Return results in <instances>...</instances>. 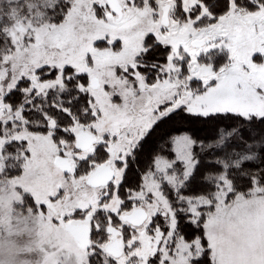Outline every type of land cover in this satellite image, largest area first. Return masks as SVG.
Returning <instances> with one entry per match:
<instances>
[{
    "label": "snow or ice",
    "instance_id": "snow-or-ice-1",
    "mask_svg": "<svg viewBox=\"0 0 264 264\" xmlns=\"http://www.w3.org/2000/svg\"><path fill=\"white\" fill-rule=\"evenodd\" d=\"M0 264H264V0H0Z\"/></svg>",
    "mask_w": 264,
    "mask_h": 264
}]
</instances>
